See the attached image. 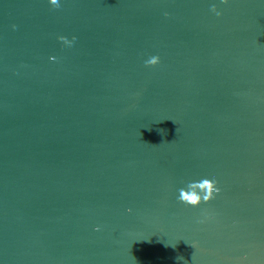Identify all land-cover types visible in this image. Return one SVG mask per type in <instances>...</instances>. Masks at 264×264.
Segmentation results:
<instances>
[{
    "label": "water",
    "instance_id": "obj_1",
    "mask_svg": "<svg viewBox=\"0 0 264 264\" xmlns=\"http://www.w3.org/2000/svg\"><path fill=\"white\" fill-rule=\"evenodd\" d=\"M60 5L0 0V264H264V0Z\"/></svg>",
    "mask_w": 264,
    "mask_h": 264
},
{
    "label": "clouds",
    "instance_id": "obj_2",
    "mask_svg": "<svg viewBox=\"0 0 264 264\" xmlns=\"http://www.w3.org/2000/svg\"><path fill=\"white\" fill-rule=\"evenodd\" d=\"M51 6L55 8H59L60 0H49ZM223 4H228L229 0H222ZM211 11L216 16H221L223 13L220 11V9L214 4L211 7ZM165 16L170 15L169 13L165 12ZM16 25H13V28H15ZM58 39L68 47L73 46L76 37L73 36L71 39H68L65 36H59ZM52 61H55L57 58L55 56L50 58ZM146 67H156L161 63V58L159 55L151 56L149 59H147L145 62ZM218 181L215 179V177L209 179V178H202L199 181H190L187 183L185 188L179 189V195L177 199L189 206L192 207H199L202 204H207L213 201L216 196L220 193L221 189L218 187ZM131 212V209L128 210ZM97 231H99V228H97ZM194 247V245H193Z\"/></svg>",
    "mask_w": 264,
    "mask_h": 264
}]
</instances>
